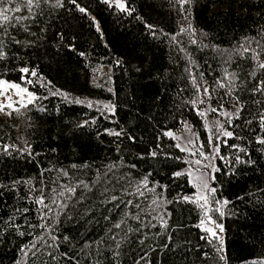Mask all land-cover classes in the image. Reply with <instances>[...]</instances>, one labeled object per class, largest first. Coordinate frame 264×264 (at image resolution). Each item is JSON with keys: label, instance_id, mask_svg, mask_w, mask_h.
<instances>
[{"label": "trees", "instance_id": "trees-1", "mask_svg": "<svg viewBox=\"0 0 264 264\" xmlns=\"http://www.w3.org/2000/svg\"><path fill=\"white\" fill-rule=\"evenodd\" d=\"M77 2L89 8L101 32L97 33L90 19L75 12L74 5L67 4L65 0H62L63 8L51 4L45 6L43 15L29 22L31 31L36 35L10 29L20 44H9L7 58L0 60V76L37 92L41 97L38 104H42L46 111L30 106L23 116L13 113L9 117L0 113V143H16L18 147H23L28 142L34 153L24 159L0 158V183H7L16 177L38 176L40 169L37 162L45 168L49 162L68 168L72 163L85 161L98 167L102 162L123 155L127 157L126 162L138 164L135 173L150 171L151 180L167 184L169 198L180 191L191 193L194 189L189 188L186 177L173 180L170 176L169 169L184 167L180 161H164L161 158L158 164L153 158H137L138 152H146L154 146V137L160 129L172 127L173 131H179L182 128L179 123L181 116L192 123L197 132H203L200 118L190 110V105L182 109L176 107L192 91L185 72L186 58L192 56L199 63L200 70L205 73L204 78L209 82L220 75L219 57L210 48L200 50L188 44L187 36L182 34L178 39L184 43L186 52L181 53L178 45L170 43V36L178 32L181 24L190 22L197 30L198 38L205 43L229 49L242 36H255L264 27V0H193L186 21L169 0H127L129 6L135 9L129 15L110 9L99 0ZM26 11L24 9L23 13L26 14ZM145 22L156 26L154 31L158 38L149 35ZM41 27L46 32H40ZM161 29L169 34L168 37L159 35ZM200 30L207 34L206 37H199ZM57 32L64 37L63 41H60ZM0 39L6 38L0 34ZM25 40L34 43L25 45ZM58 41L63 46H58ZM67 44H72L73 49L70 50ZM80 52L85 55L81 57ZM116 60L121 61L119 66L115 65ZM238 62L237 57L231 68H235ZM25 65L35 68L47 87L20 81L17 69ZM109 65H112L111 71ZM108 76L112 77L110 81ZM29 79L37 77L29 76ZM180 87H185V91L178 95ZM108 88L113 91L109 92ZM57 89L84 100L113 102L115 116L111 120L105 119L95 107L89 109L86 104L77 105L65 101L60 95L50 94ZM228 107L231 108V104ZM248 115V112L243 113L244 118ZM92 116L97 117L95 124L89 122L83 128L76 127L80 121L89 120ZM242 123L243 120L237 122L238 125ZM253 127L259 131L258 125ZM104 128H123L124 135H109L102 131ZM235 131L245 138H233L229 143L246 147V158L252 163L237 165L231 172H228L229 165L219 163L222 171L216 173L217 197L229 201L225 208L231 214L222 219L218 216V220L224 229L223 255L227 264H251L253 260L264 259V146L257 144L255 137L246 129L242 131L237 126ZM97 132H100L99 136ZM128 134L136 137L134 144L127 140ZM162 140L165 144L174 143L169 137L162 136ZM117 143L122 145L120 153L116 152ZM53 148L55 152L51 151ZM222 151L227 154L229 150L222 147ZM229 160H234V157L229 156ZM17 206L25 205L9 192H4L0 195V218H6ZM169 208L173 209L170 222L186 226L174 231L173 236L174 242L190 254L188 264L196 259L197 251L211 252L206 241L200 239L202 233L194 227L199 216L193 206L181 203L178 208L175 204L169 205ZM24 215L31 216V222L36 223L34 213ZM17 221L22 223V217H17ZM100 230L93 224L89 226L87 235L94 237ZM156 230L158 228L153 231ZM27 231L25 228L22 237L12 233L0 238V264H14L18 246L30 239ZM79 232L80 228L75 224H62V234L78 237ZM197 244L199 249L195 247ZM133 247L136 248V245ZM125 264H131V261ZM168 264H173L171 258ZM175 264H185V261L181 258ZM208 264H213V261L209 260ZM215 264L224 262L217 260Z\"/></svg>", "mask_w": 264, "mask_h": 264}, {"label": "snow or ice", "instance_id": "snow-or-ice-1", "mask_svg": "<svg viewBox=\"0 0 264 264\" xmlns=\"http://www.w3.org/2000/svg\"><path fill=\"white\" fill-rule=\"evenodd\" d=\"M65 2L74 5V11L88 17L96 32H101L96 18L87 6H82L77 0ZM99 2L125 15L135 11L127 0ZM169 2L186 21L193 0ZM50 4L56 8L64 6L62 0H54V3L52 0H0V34L6 38L0 39V60L7 58L9 44H20L10 29L36 35L31 31L29 22H34L36 16L43 15L45 6ZM24 9L27 10L26 14L23 13ZM144 27L149 30V35L158 38L157 32L154 31L155 25L145 22ZM39 31L46 32V29L41 27ZM182 34L187 36L188 44L195 45L200 50L210 48L219 57L220 75L216 76L213 82L204 78L205 73L200 70L199 63L192 56L186 58L185 72L192 91L190 95L183 97L176 107L182 109L190 105V110L200 118L203 132H197L192 123L181 116L179 123L184 129L182 135H174L172 127L167 130L160 129L154 137V146L146 152H138L137 158H153L158 164L161 158L164 161H180L184 167L169 169L170 176L173 180L186 177L187 185L194 191L176 192L169 198L167 184L151 180L150 171L135 173L138 164L126 162L127 157L123 155L102 162L98 167L85 161L81 164L72 163L68 168L49 162L45 168L37 162L40 169L38 176L16 177L9 179L7 183H0V195L9 192L18 202L25 205L14 207L6 218H0V238L12 233L22 237L25 235V228L28 230L30 239L18 246L14 264H125L126 261H131V264H168L169 258L173 264L181 258L188 264L187 258L190 254L174 242L173 236L174 231L186 226L170 222L173 209H170L169 205L175 204L178 208L181 203L192 205L197 211L199 221L194 227L202 233L200 239L206 241L212 250L197 251L196 259L191 264H208L209 260L213 261V264L217 260L227 264L223 255L224 240L221 235L224 229L216 216L222 219L231 213L225 208L229 201L217 197L216 173L222 171L219 163L229 165L228 172L237 165L252 163L246 158V147L229 143L233 138H245L235 131L237 126L241 127L242 131L246 129L255 137L257 144L264 146V27L255 36H242L231 48L222 49L198 38L197 30L190 22L183 23L178 32L171 34L170 43L178 45V50L184 53V43L178 39ZM56 35L60 36V41L64 40L59 32ZM159 35L168 37L169 34L161 29ZM206 35L200 30L199 37ZM24 43L30 45L34 42L25 40ZM57 45L63 46L59 41ZM67 47L73 49L72 44H67ZM79 55L83 57L85 53L80 52ZM237 57L239 62L235 68H231ZM114 63L119 66L121 61L116 60ZM109 70H112V65H109ZM139 70L138 68L137 71ZM17 71L20 73L19 80L24 84H40L42 88L47 87L35 68L25 65ZM29 76L37 79H29ZM111 79L112 77L108 76V80ZM185 87L177 89L178 95L185 91ZM9 90H12L18 99L0 103V113L9 117L13 113L23 116L30 106L37 107L41 112L46 111L42 104H38L41 97L37 92L0 76V95ZM107 90L113 91L111 88ZM50 94L60 95L65 101L77 105L86 104L89 109L95 107L105 119L111 120L115 116L113 102L84 100L72 97L66 92L62 93L59 89ZM229 104L231 108L228 107ZM244 112H248L247 118L243 117ZM96 120L97 117L92 116L89 120L80 121L76 127L83 128L89 122L95 124ZM241 120L243 123L238 125L237 122ZM254 124L258 125L259 131L253 127ZM157 126L159 127V122ZM102 131L116 137L124 135L123 128H104ZM96 135L99 136L100 132ZM162 136L171 138L174 143L165 144ZM127 140L134 144L136 137L128 134ZM222 147L229 150L227 154L222 151ZM51 151L55 152L56 149ZM121 151L122 145L117 143L116 152ZM33 155L32 145L28 142H25L23 147H18L16 143H0V158L24 159L25 156ZM229 156L234 157V160H229ZM45 173L50 175L46 176ZM26 213H34L36 223H32V217L24 215ZM17 217H22L23 222H18ZM63 223L79 226L78 237L62 234ZM93 224L101 228L94 237L87 235L89 226ZM157 228L158 230L153 231ZM134 244L136 248L133 247ZM195 247L200 248L199 244ZM251 264H264V259L253 260Z\"/></svg>", "mask_w": 264, "mask_h": 264}, {"label": "rangeland", "instance_id": "rangeland-1", "mask_svg": "<svg viewBox=\"0 0 264 264\" xmlns=\"http://www.w3.org/2000/svg\"><path fill=\"white\" fill-rule=\"evenodd\" d=\"M6 97L8 99H6ZM18 99V97H16L15 93L12 90H9L8 92H6L4 95H0V103H8L9 100L14 102ZM221 119H223V117H221ZM174 135H182L184 132L183 126L179 131H173ZM216 218L218 219V215L216 216ZM222 235V233H221Z\"/></svg>", "mask_w": 264, "mask_h": 264}]
</instances>
